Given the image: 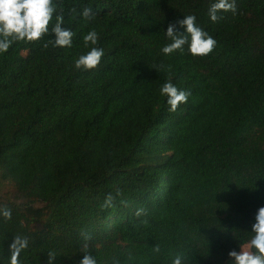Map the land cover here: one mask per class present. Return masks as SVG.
Returning <instances> with one entry per match:
<instances>
[{
  "label": "trees",
  "instance_id": "16d2710c",
  "mask_svg": "<svg viewBox=\"0 0 264 264\" xmlns=\"http://www.w3.org/2000/svg\"><path fill=\"white\" fill-rule=\"evenodd\" d=\"M264 264V0H0V264Z\"/></svg>",
  "mask_w": 264,
  "mask_h": 264
},
{
  "label": "rangeland",
  "instance_id": "374dc122",
  "mask_svg": "<svg viewBox=\"0 0 264 264\" xmlns=\"http://www.w3.org/2000/svg\"><path fill=\"white\" fill-rule=\"evenodd\" d=\"M257 257L258 255L251 251L250 244L246 243L241 247L239 252L227 259L225 264H246Z\"/></svg>",
  "mask_w": 264,
  "mask_h": 264
}]
</instances>
